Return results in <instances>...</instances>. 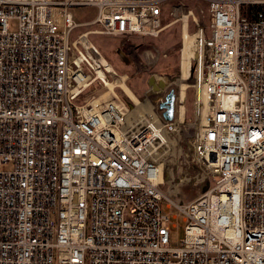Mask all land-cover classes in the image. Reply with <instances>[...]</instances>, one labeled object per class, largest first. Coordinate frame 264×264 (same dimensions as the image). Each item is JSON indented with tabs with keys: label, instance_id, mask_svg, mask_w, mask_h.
Instances as JSON below:
<instances>
[{
	"label": "built area",
	"instance_id": "2783aa9c",
	"mask_svg": "<svg viewBox=\"0 0 264 264\" xmlns=\"http://www.w3.org/2000/svg\"><path fill=\"white\" fill-rule=\"evenodd\" d=\"M170 1L0 0V264H264V17L240 13L264 0H199L207 30L175 18L183 40L195 29L191 154L213 179L186 204L159 181L183 97L172 122L128 105L89 41L155 39ZM82 8L93 21L75 20ZM110 79L116 98L96 112ZM163 202L183 216L179 247Z\"/></svg>",
	"mask_w": 264,
	"mask_h": 264
},
{
	"label": "rangeland",
	"instance_id": "374dc122",
	"mask_svg": "<svg viewBox=\"0 0 264 264\" xmlns=\"http://www.w3.org/2000/svg\"><path fill=\"white\" fill-rule=\"evenodd\" d=\"M191 11L197 18L198 24L207 30L209 23L208 5L199 0H172L162 7V23L166 28L155 39L116 38L93 34L89 41L99 51L103 59L108 63L116 75L125 79V90L115 88L114 93L128 105H132L131 97L136 102H148L160 115L157 104L164 100V96L173 90L175 94V115L180 109V99L183 97L185 108V122L179 125L178 131L170 138L171 153L164 159L162 193L176 204L191 202L212 185V177H207L203 168L195 162L191 154V139L193 135V91L190 80L181 79V61L183 55L184 40L182 38V23L175 22V18L181 12ZM75 20L79 23L93 21L96 16L93 9L72 10ZM12 31L15 26L10 25ZM95 26L83 28V31H98ZM189 36L195 32L193 24L189 26ZM77 35V34H76ZM206 37H209L207 31ZM193 70V63L189 65V71ZM150 78L167 83L164 92L154 93L147 86ZM112 79L109 80V83ZM186 84V85H185ZM113 87V86H112ZM97 87L89 88L85 96L92 94ZM113 92V91H111ZM182 92V93H181ZM144 105V104H141ZM150 107V106H149ZM162 203V211L169 218L167 224L169 242L172 247H179L184 239L185 223L182 214L175 208L166 210Z\"/></svg>",
	"mask_w": 264,
	"mask_h": 264
},
{
	"label": "bare ground",
	"instance_id": "6f19581e",
	"mask_svg": "<svg viewBox=\"0 0 264 264\" xmlns=\"http://www.w3.org/2000/svg\"><path fill=\"white\" fill-rule=\"evenodd\" d=\"M192 41L193 40L190 37L184 38L183 55H182L181 68H180L181 79H187V77L189 75V65H190V60H191L192 55H193ZM112 86H113V84H110V83L107 84L106 91H105L106 93L100 97V100L98 102L94 103V108H95L96 112L101 111V109H103L109 101L115 100L116 97L114 96L113 92H111ZM123 88L125 90H128L125 87H123ZM126 94H129V93H126ZM131 100L134 103H137L133 97H131ZM181 114H182V112H181ZM182 120H183V118L180 120V123H178V125L185 122V120H183V121ZM159 181H162V175L160 176Z\"/></svg>",
	"mask_w": 264,
	"mask_h": 264
},
{
	"label": "water",
	"instance_id": "95a60500",
	"mask_svg": "<svg viewBox=\"0 0 264 264\" xmlns=\"http://www.w3.org/2000/svg\"><path fill=\"white\" fill-rule=\"evenodd\" d=\"M147 86L154 93L164 92L167 88V83L164 81H155L150 78L147 82ZM161 117L166 122H172L174 120L175 114V94L173 90H170L165 96L164 100L160 102L157 106Z\"/></svg>",
	"mask_w": 264,
	"mask_h": 264
},
{
	"label": "trees",
	"instance_id": "16d2710c",
	"mask_svg": "<svg viewBox=\"0 0 264 264\" xmlns=\"http://www.w3.org/2000/svg\"><path fill=\"white\" fill-rule=\"evenodd\" d=\"M240 13L242 17H246L248 19H255L259 17H264V8H256V7H241Z\"/></svg>",
	"mask_w": 264,
	"mask_h": 264
},
{
	"label": "crops",
	"instance_id": "0c3cea01",
	"mask_svg": "<svg viewBox=\"0 0 264 264\" xmlns=\"http://www.w3.org/2000/svg\"><path fill=\"white\" fill-rule=\"evenodd\" d=\"M126 92V91H125ZM127 93V92H126ZM114 94V93H113ZM129 96V94H127Z\"/></svg>",
	"mask_w": 264,
	"mask_h": 264
}]
</instances>
